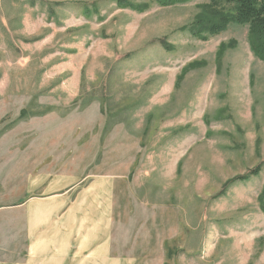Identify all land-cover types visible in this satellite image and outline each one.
Segmentation results:
<instances>
[{
	"label": "rangeland",
	"instance_id": "obj_1",
	"mask_svg": "<svg viewBox=\"0 0 264 264\" xmlns=\"http://www.w3.org/2000/svg\"><path fill=\"white\" fill-rule=\"evenodd\" d=\"M117 1L0 0V207L19 203L23 173L125 175L138 264H264L250 27L203 41L188 29L208 0Z\"/></svg>",
	"mask_w": 264,
	"mask_h": 264
},
{
	"label": "crops",
	"instance_id": "obj_2",
	"mask_svg": "<svg viewBox=\"0 0 264 264\" xmlns=\"http://www.w3.org/2000/svg\"><path fill=\"white\" fill-rule=\"evenodd\" d=\"M50 160L35 158V166ZM25 174L19 203L0 207V264H138L131 221H123L132 198L127 176L69 167Z\"/></svg>",
	"mask_w": 264,
	"mask_h": 264
},
{
	"label": "trees",
	"instance_id": "obj_3",
	"mask_svg": "<svg viewBox=\"0 0 264 264\" xmlns=\"http://www.w3.org/2000/svg\"><path fill=\"white\" fill-rule=\"evenodd\" d=\"M161 7H170L186 3L188 0H155ZM209 4L203 6L192 26L188 29L199 40L207 41L224 33L232 24L248 25L251 30L250 43L252 51L264 61V0H208ZM119 4L124 0H118ZM137 12H144L148 6L128 4ZM229 9V11L227 10ZM185 73L181 76L184 77ZM262 172L261 167L249 175L240 177L236 181H249ZM262 210L264 211V190L260 196Z\"/></svg>",
	"mask_w": 264,
	"mask_h": 264
}]
</instances>
